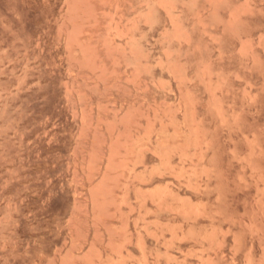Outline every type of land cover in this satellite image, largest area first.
Here are the masks:
<instances>
[{"label": "rangeland", "instance_id": "374dc122", "mask_svg": "<svg viewBox=\"0 0 264 264\" xmlns=\"http://www.w3.org/2000/svg\"><path fill=\"white\" fill-rule=\"evenodd\" d=\"M0 264H264V0H0Z\"/></svg>", "mask_w": 264, "mask_h": 264}]
</instances>
